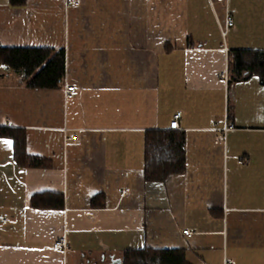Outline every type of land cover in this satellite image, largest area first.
Instances as JSON below:
<instances>
[{
    "label": "crops",
    "instance_id": "obj_1",
    "mask_svg": "<svg viewBox=\"0 0 264 264\" xmlns=\"http://www.w3.org/2000/svg\"><path fill=\"white\" fill-rule=\"evenodd\" d=\"M0 47L65 59L53 89L0 69V264H115L143 248L264 264V85L228 72L230 51L264 52V0H0ZM177 113L185 171L146 182L145 132ZM4 130L48 167L19 164ZM45 193L63 208H32Z\"/></svg>",
    "mask_w": 264,
    "mask_h": 264
},
{
    "label": "trees",
    "instance_id": "obj_2",
    "mask_svg": "<svg viewBox=\"0 0 264 264\" xmlns=\"http://www.w3.org/2000/svg\"><path fill=\"white\" fill-rule=\"evenodd\" d=\"M13 6H22L25 0H9ZM0 65L20 76L28 87L53 89L64 77L65 59L63 50L48 48H2ZM229 83L257 77L264 85V52L234 50L229 52ZM1 134L10 137L15 144V159L24 166L48 167L37 157L24 151L23 137L19 140L9 130ZM144 177L146 182H164L170 175L185 171V136L178 130H150L144 135ZM63 196L45 193L31 198V207L39 209L63 208ZM95 201H93V206ZM121 264H189L185 252L180 250H155L150 248L130 249L122 253Z\"/></svg>",
    "mask_w": 264,
    "mask_h": 264
},
{
    "label": "built area",
    "instance_id": "obj_3",
    "mask_svg": "<svg viewBox=\"0 0 264 264\" xmlns=\"http://www.w3.org/2000/svg\"><path fill=\"white\" fill-rule=\"evenodd\" d=\"M67 4L69 5H78L79 4V0H66ZM216 2L218 3H226L227 0H216ZM212 4V2H211ZM233 27V21L232 18L230 16V14L228 13V11H226L225 14V19H224V24L223 26H220V31H221V35L222 37H226L227 32L229 29H231ZM0 69L4 70V71H8V68L5 65H0ZM221 79H223L225 82L228 79V73L227 71H224L221 74ZM67 93L71 94L74 92V88L73 87H67ZM180 113H177L174 115L173 120L170 122L169 124V130H177L179 128L178 125V120L180 118ZM233 129V125L232 124H225L224 127L222 128V132L226 133L228 130ZM72 141L76 140V137H72L71 138ZM126 191H124L123 193H125ZM7 220L3 217L0 216V222L1 223H5ZM184 236L189 237L191 235L190 232H188L187 230L183 232ZM66 247V240L64 237H59L57 238L54 243H53V248L54 249H64ZM229 260L225 259V264L228 263Z\"/></svg>",
    "mask_w": 264,
    "mask_h": 264
},
{
    "label": "water",
    "instance_id": "obj_4",
    "mask_svg": "<svg viewBox=\"0 0 264 264\" xmlns=\"http://www.w3.org/2000/svg\"><path fill=\"white\" fill-rule=\"evenodd\" d=\"M114 263L115 264H121V261L120 260H116Z\"/></svg>",
    "mask_w": 264,
    "mask_h": 264
},
{
    "label": "snow or ice",
    "instance_id": "obj_5",
    "mask_svg": "<svg viewBox=\"0 0 264 264\" xmlns=\"http://www.w3.org/2000/svg\"><path fill=\"white\" fill-rule=\"evenodd\" d=\"M5 143H8V144H10V143H11V141H5Z\"/></svg>",
    "mask_w": 264,
    "mask_h": 264
}]
</instances>
